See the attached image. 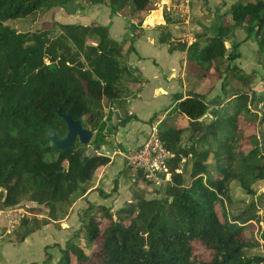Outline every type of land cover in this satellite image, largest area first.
Instances as JSON below:
<instances>
[{
    "label": "trees",
    "instance_id": "trees-1",
    "mask_svg": "<svg viewBox=\"0 0 264 264\" xmlns=\"http://www.w3.org/2000/svg\"><path fill=\"white\" fill-rule=\"evenodd\" d=\"M157 2L0 0V210H13L28 200L44 206L55 220L61 203L85 194L97 170L110 164L111 158L98 152L85 160L88 149L82 152L78 144L66 153L51 150L50 131L55 129L62 136L67 132L58 110L97 132L94 146L100 148L118 127L138 121L127 116L113 126V107L127 102L119 84L130 68L122 63L126 43L113 40L107 27L53 22L61 30L57 35L45 29L22 33L8 23L75 3L81 9L102 5L112 16L130 22V53L146 30L142 21L156 9ZM225 15L230 26L215 18L197 36L211 34L187 63L186 79L193 82L192 92L180 99L158 127V138L174 155L168 162L171 181L164 195L148 200L134 194L131 205L117 211L89 203L79 216L80 230L59 247V259L53 261V255L46 253L42 263L32 264L264 263V256L248 253L258 245L253 235L258 216L243 212L235 217L228 210L232 184L248 196H255V187L264 184V143L258 138L259 118L254 112L259 105L264 107V76L259 90L255 84L258 72L246 74L232 65L241 59L239 45L231 51L227 47L228 37L239 29L245 30L247 39L254 34L256 60L261 65L264 0H239ZM168 40V34L161 38L163 43ZM222 80H235L241 89L226 110H217L206 121L210 104L201 91L205 86L215 88ZM224 95L228 96L226 90ZM104 101L110 105L109 124L102 110ZM160 118L155 113L148 123ZM185 133L190 134L189 144L183 147ZM49 155L52 159L47 160ZM183 161L191 167L188 178L179 172ZM130 169L138 173V180L146 179L141 169ZM97 191L103 198L107 196L101 189ZM49 222L31 229L20 242Z\"/></svg>",
    "mask_w": 264,
    "mask_h": 264
},
{
    "label": "crops",
    "instance_id": "crops-1",
    "mask_svg": "<svg viewBox=\"0 0 264 264\" xmlns=\"http://www.w3.org/2000/svg\"><path fill=\"white\" fill-rule=\"evenodd\" d=\"M237 1L239 0H191L192 14L194 15L189 25L169 21L166 17L167 14L164 15L160 9H155L146 16L145 20L142 21L146 30L143 36L133 44V50L126 55L124 60L130 68L128 80H130L132 94L125 95L129 96L126 98V103H120L113 107L116 109L120 107L119 112L122 108L127 116H134L138 121H131L125 127H118V131L114 136L117 148L114 149L116 150L114 155L110 157L111 162L109 165L97 170L90 183V188L85 194L77 197L71 203H61L55 220L45 217L51 222L30 234L24 241L14 243L5 240L11 234L7 229V214L11 211H19L18 208L9 211L0 210V224L4 223V228L1 229L0 227V247L5 259L4 264L36 263L32 258L35 254L43 262L46 253L51 254L50 245L55 244L58 248L61 247L63 236L68 238L75 231L74 229L71 230L69 222L76 221L78 223V228H76H81L79 216L88 208L89 203L93 206H106L113 211H117L120 205L116 201L115 204L112 203L113 193L106 188L112 180L122 181L119 179L120 172L125 169L123 168L125 162L122 153L146 141L150 134L151 125L148 122L155 113L161 115L160 120L154 122L160 127L163 125L167 114L180 102V99L188 97V92L193 88V82L186 79L187 63L190 58L188 52L190 54L189 49L193 45L189 41L193 39L192 36L196 35L193 41L204 45L207 37H210L211 34H208L207 37L198 38L197 36L203 34L200 31H204L205 27L209 28L213 25L210 23H215V18L219 19L220 16L225 15ZM192 3L194 5L200 4L199 9L197 6L194 9ZM78 5L76 6L75 3L64 8L76 13L70 23L82 26L99 23L108 28L110 37L113 40L120 44L126 43L124 46L129 45L127 40L130 35V22L127 19L121 16H112L110 9L106 6L92 5L81 9ZM73 8H78L79 11H75ZM188 31L192 33V36L190 34L188 37H184V33ZM165 34L169 35V40L163 43L161 38ZM229 42L233 47L239 45L240 53L243 44L249 42L255 46L257 43L255 35L253 34L247 39V33L243 29L237 30ZM183 46H186V49L183 50ZM255 51L257 52V50ZM240 60L242 61V53ZM118 111L114 109V113L117 114ZM106 155L108 156L107 153ZM98 189L104 191L107 196L103 198L104 196L97 191ZM101 202L106 204L102 205ZM65 204L68 205V210L64 211L62 215L60 210L64 209ZM3 229H6L5 232Z\"/></svg>",
    "mask_w": 264,
    "mask_h": 264
},
{
    "label": "rangeland",
    "instance_id": "rangeland-1",
    "mask_svg": "<svg viewBox=\"0 0 264 264\" xmlns=\"http://www.w3.org/2000/svg\"><path fill=\"white\" fill-rule=\"evenodd\" d=\"M78 4L79 3H76V6ZM199 5L200 4L194 5V3H192V6L194 7V9L196 6L199 9V7H200ZM155 8H157V7L155 6ZM73 10L77 11L78 8H76V9L73 8ZM73 12H70L67 9L59 8V9H55V10H52L49 12L42 13L41 15H38L36 17H30V18H26V19H23L20 21L11 22L8 24L12 28L17 29L18 31H20L22 33H35V32L42 31L43 29H45V30H53L58 35L61 33V30L59 27H54L53 22H55L57 24H64V25L73 24V23H70L73 21V18H74L73 16L76 14ZM166 17H167V19H169V21H172V22L175 21L177 23H180L179 21H177L178 19L174 15L167 14ZM220 17L221 18L218 19L219 21L217 20L218 21L217 23L221 22V23H224L226 26L231 25L229 17H227L226 15H223ZM210 24H214V22L210 23ZM204 29L208 30V28H206V27ZM200 32L202 33L203 31H200ZM187 34L188 35L191 34L190 36H192V33H190V31H188ZM231 35L233 36V34H231ZM231 35L227 39V47H228L229 51H231L232 48H234L231 45V43L229 42V40L231 38H233V37H231ZM195 36H192V38L194 39ZM193 39L189 41L190 43L193 44V45H191V48L189 49L190 54L188 52L189 57L193 54L194 55L197 54L198 49L200 48V46L203 45V43H201V44L195 43V41H193ZM129 47H130V44L128 46L127 45L124 46V50H123L124 55L122 58V63H125L124 60L126 59V55L128 54L127 50L129 49ZM240 49H241V53H242V61L238 60V61L234 62L232 65H237L238 67L244 68L245 70H243V71L246 74H250L254 71L258 72L259 75L256 79L255 84L257 86V89L261 90V88L263 86L262 76H264V71H263L264 56L261 59V65H259V63L256 60V51H255L258 49L257 43L255 44V46H253L249 42L245 43L241 46ZM128 75L129 74H126L123 77V79H121L122 82H120V84H119V88L124 93L125 98L129 97V96L127 97L125 95L132 94V92L130 90V84H129L130 80H128L129 79ZM205 88H206L205 91H201V92H205L204 94L206 97V101L210 104L209 113L204 118V120H206V121H211L213 119V113L216 112L217 110H219V109L221 111L226 110V107L229 106V103H228L229 100L230 101L233 100L234 99L233 95L235 93H237L238 90L241 89L240 85L235 80H232V81L222 80L216 84L215 88L210 89L207 86H205ZM225 90L228 93V96H230V98H228V96L226 97V95H224ZM193 91H195V90H193ZM155 107H156V105H155ZM102 108H103L102 110H103L104 115H105V120L109 124L110 121L107 120V118L111 112L109 110L110 105L108 104L107 101L103 102ZM119 108H117V109L113 108V110L115 109L116 111H118ZM228 112H231V110L229 109ZM254 112L258 114L259 123L257 126V132H258L257 134H258V138H259L260 142L263 144L264 143V107H262V105H259L257 107V109H254ZM143 115H145V114H143ZM117 117H118V122H120L123 119L119 111L117 112ZM154 124H156V123H154ZM154 124L150 125V132H151ZM117 131H118V128H117ZM96 134H97V132L94 131V137L92 138V141H91L89 147L82 146L78 142L77 144L81 145V146H78V150L84 152L85 149H89L90 147H94V142H95L94 138H96ZM115 134L106 138L107 139L106 145L99 149V151H98L99 154L106 155V153H107L109 157H112L114 155V152L116 151L114 149L117 148V144H115L116 142L114 139ZM189 136H190L189 133L184 134V136L182 138L181 146L186 147L189 144ZM122 152H123V150H122ZM46 159L47 160L52 159L51 155L47 156ZM125 167H127L128 169H126ZM179 167H180L179 172L180 171L184 172V175L186 176V178H188L190 175V168H191L190 165L188 166L186 164L184 166V161H183V163H181ZM123 168H125V169L123 170V172H120V178H119L122 181L121 182L117 181L118 184L115 185V183H114L115 181L112 180L109 183L108 188H106L109 192L113 193L112 203L115 204L114 202L116 201V203L120 205L117 210H119L121 208H125L127 206H130L131 205L130 200H132V196L134 194L144 195V197L148 200L161 198L165 193L167 185L171 181V175L169 176V180L165 179L164 182H162L161 184H156V183L150 182L146 179L145 180H142V179L138 180V173L135 170L132 171L130 169L131 167L129 168V166H127L125 163H124ZM161 176L163 177V175H161ZM114 186H118V187H116L117 191H115V193L113 192L115 190ZM255 190H256L255 196H248V195H245V192L241 189V187L239 185H237L236 183L232 184L231 185L232 203L228 206V210L235 217L240 216L243 212H249L251 214H256L258 216L259 220H257L254 223V233H253L254 238H255L258 245L256 248L250 250L248 253L251 255L253 254V255L264 256V205H263L264 204V196H263L264 195V184L257 185L255 187ZM114 194H116V195H114ZM116 196H118V197H116ZM261 196H263L262 199H261ZM101 203H102V205L106 204L105 202L104 203L101 202ZM253 203L256 204V207L254 209L251 207V205ZM113 206H115V205H113ZM16 208H18V210H21V212H22V214L19 215L20 225L17 228H15V230L10 235H8L7 238H5V240L7 242H14V243L20 242V238L23 237L24 234L29 233L31 231V229L32 230L36 229V227H38L40 224H44L47 221L45 217L52 220L51 218H49V211L44 206H39L37 204L33 205L32 202H30L28 200H24ZM67 210H68V205L65 204L64 209L60 210V211H62L61 213L63 215L64 211H67ZM27 223H28V225H27ZM69 225L71 227V230L74 229L75 231L73 233H71L70 236L67 235L68 238H65L63 236V239L61 240L62 244L60 245L61 247H64L65 244L69 240H71L72 235L75 232H78L80 230V229H77L78 223H76V221L75 222H73V221L69 222ZM0 227H1V229H2V227L4 228V223L0 224ZM43 227H45V226H43ZM5 230L6 229H3L4 232H5ZM79 239H81V238H79ZM79 239L77 240L78 243L80 241ZM84 243L85 242L83 241L82 244H84ZM49 248H51L50 251H51V254H53L52 257H54V259H55L53 261H57L56 259H59L58 256H60L59 248L55 244L50 245ZM87 249H90V247H87ZM32 258H33V261H36V263L37 262L40 263L42 261L38 257V255H36V254ZM4 260L5 259L3 258V251L0 247V264H4ZM30 264H32V263H30Z\"/></svg>",
    "mask_w": 264,
    "mask_h": 264
},
{
    "label": "built area",
    "instance_id": "built-area-1",
    "mask_svg": "<svg viewBox=\"0 0 264 264\" xmlns=\"http://www.w3.org/2000/svg\"><path fill=\"white\" fill-rule=\"evenodd\" d=\"M156 7L163 14L176 16L177 21L184 25H189L193 20L191 0H160ZM184 37H188V34H184ZM158 137V125H154L143 144L122 153V156L127 166L141 169L146 180L161 184L165 179L169 180L171 174L168 162L174 158V155L163 146ZM21 214V210L11 211L7 214L9 233H12L20 225L19 215Z\"/></svg>",
    "mask_w": 264,
    "mask_h": 264
},
{
    "label": "water",
    "instance_id": "water-1",
    "mask_svg": "<svg viewBox=\"0 0 264 264\" xmlns=\"http://www.w3.org/2000/svg\"><path fill=\"white\" fill-rule=\"evenodd\" d=\"M122 118L127 117V113L122 108L120 109ZM59 116L63 119L66 126V134L62 136L57 130L52 129L49 136L47 137L49 147L54 152L66 153L74 149L75 145L79 142L82 146L89 147L94 132L84 127L81 120H74L69 114H63L62 111L58 110ZM113 126L118 123L117 114L112 115ZM100 149L99 145L90 147L86 152L85 160L97 153Z\"/></svg>",
    "mask_w": 264,
    "mask_h": 264
}]
</instances>
